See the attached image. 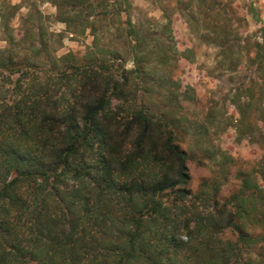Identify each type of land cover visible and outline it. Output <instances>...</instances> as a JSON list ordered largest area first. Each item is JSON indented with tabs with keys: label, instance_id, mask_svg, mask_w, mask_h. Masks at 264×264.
I'll list each match as a JSON object with an SVG mask.
<instances>
[{
	"label": "trees",
	"instance_id": "trees-1",
	"mask_svg": "<svg viewBox=\"0 0 264 264\" xmlns=\"http://www.w3.org/2000/svg\"><path fill=\"white\" fill-rule=\"evenodd\" d=\"M81 2L51 0L68 26ZM30 31L0 47V264H264V109L255 133L252 96L235 103L234 138L258 158L221 194L235 159L203 153L217 167L192 191L180 119L145 105L139 63L51 57L46 32ZM261 39L258 69L264 25Z\"/></svg>",
	"mask_w": 264,
	"mask_h": 264
},
{
	"label": "rangeland",
	"instance_id": "rangeland-1",
	"mask_svg": "<svg viewBox=\"0 0 264 264\" xmlns=\"http://www.w3.org/2000/svg\"><path fill=\"white\" fill-rule=\"evenodd\" d=\"M81 1L78 18L68 26L57 20L61 10L51 0H0V47L8 33L17 37L29 27L36 37L46 32L51 57L70 54L78 63L97 57L113 70L139 63L145 105L180 119L176 142L189 154L186 186L194 191L216 169L203 153L218 156L223 150L235 165L221 194L236 189V169L250 166L261 151L249 140L237 142L234 124L235 103L252 96L255 106L246 110V120L255 133L261 127L256 118L264 109V67L258 69L254 57L255 42H263L264 0H127L126 11L120 0ZM27 16L32 18L25 23ZM126 20L139 35L136 50Z\"/></svg>",
	"mask_w": 264,
	"mask_h": 264
}]
</instances>
